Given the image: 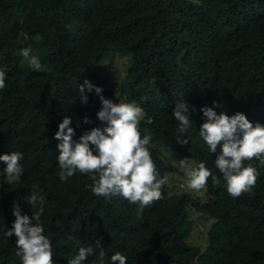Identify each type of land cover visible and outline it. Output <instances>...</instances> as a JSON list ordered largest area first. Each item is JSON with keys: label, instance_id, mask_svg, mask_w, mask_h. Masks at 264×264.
Masks as SVG:
<instances>
[{"label": "trees", "instance_id": "trees-1", "mask_svg": "<svg viewBox=\"0 0 264 264\" xmlns=\"http://www.w3.org/2000/svg\"><path fill=\"white\" fill-rule=\"evenodd\" d=\"M18 39L39 59V70L19 53ZM117 58L127 64L116 95L102 84L100 64ZM0 71V155L23 157L21 180L11 185L0 162V264H21L15 236L3 233L15 220L14 202L31 220L32 191L45 196L40 223L54 264H68L97 239L105 264L116 252L126 264H264V165L244 162L259 176L250 193L234 199L214 165L219 148L210 153L199 136L205 106L217 115L241 112L264 126V0H0ZM85 80L101 87L104 98L144 110L141 138L151 137L152 160L167 182L163 198L142 213L122 196H95L86 174L59 180L54 134L63 117H72L74 142L101 126L99 95L93 90L86 104L80 101ZM180 102L195 111L177 137L172 111ZM167 153L204 162L220 182L209 179L204 198L170 194L168 182L185 185L186 177ZM194 215L209 226L202 247L185 239ZM83 264L99 262L90 255Z\"/></svg>", "mask_w": 264, "mask_h": 264}, {"label": "clouds", "instance_id": "clouds-1", "mask_svg": "<svg viewBox=\"0 0 264 264\" xmlns=\"http://www.w3.org/2000/svg\"><path fill=\"white\" fill-rule=\"evenodd\" d=\"M31 48H24L22 56L28 60L30 67L39 70L41 63L35 56H30ZM5 87V72L0 71V89ZM81 103H87L85 93L102 92L101 87L94 86L88 80L79 86ZM100 110L96 113L101 122L100 127H93L80 136L79 142L72 137L75 130L70 127L71 116H64L58 124L54 138L59 141L56 145L58 155L56 160L59 167V180L66 182L77 172L88 175L92 183L86 185L97 197L110 199L122 196L130 203L137 205L138 213L161 200L162 187L167 178H160L155 163L149 151L151 137L141 138L140 121L145 117L144 110L135 103H113L112 100L99 95ZM215 107H219L213 102ZM190 108L185 102L178 103L172 115L178 121L177 137L185 134L192 125ZM204 122L199 127V136L205 142L210 153H219L214 160L215 168L222 174L226 182V191L232 198H238L250 193L256 186L259 172L251 165L245 167V161L257 160L264 165V126L253 124L246 116L237 112L232 116L221 112L219 115L213 107L200 109ZM152 123L151 117L147 118ZM84 124L90 123L84 117ZM187 143V140L179 141ZM22 153L18 151L0 155L5 181L11 185L19 183L23 174L20 163ZM179 166L186 177L185 184L194 191L204 190L209 179L214 184L220 182L217 176L208 169L204 162L193 163L187 158L179 160ZM27 203L34 209L31 220L27 215H21L18 202L12 206L15 220L10 229L5 228L6 238L15 236V255L21 264H54L51 242L44 235V226L40 223L45 211V196L32 191ZM34 221V223H33ZM95 255L99 264H105L106 253L100 240L94 246L81 247L68 264H83L90 256ZM126 257L119 252L110 257L109 264H126Z\"/></svg>", "mask_w": 264, "mask_h": 264}, {"label": "rangeland", "instance_id": "rangeland-1", "mask_svg": "<svg viewBox=\"0 0 264 264\" xmlns=\"http://www.w3.org/2000/svg\"><path fill=\"white\" fill-rule=\"evenodd\" d=\"M21 43V46L19 47V53H22V50L24 49L25 43L18 39ZM126 59L125 58H117L113 62H110L109 60H103L100 64L101 72H100V79L102 81V84L107 87L111 88L115 94L117 95L119 92V81L123 78L125 74V65H126ZM113 103H117L115 100H112ZM167 156L170 157L171 163L176 167L177 174L181 173L182 176L184 175V171L179 166V160L184 159L179 156H174L173 154L167 153ZM188 160V159H187ZM189 162H193L191 160H188ZM174 179L176 176H171ZM179 181V180H178ZM167 188L169 190L170 194L174 193H180L184 190L187 191V194H189L192 197L198 198L199 196L204 198L201 191H194L187 188L186 184L181 185V181L179 183H175V180H172L171 182H168ZM190 230L188 233V236L185 238L187 243L189 245L195 246V247H202L205 242V235L208 230V224L202 220L198 215H194L191 217L190 221Z\"/></svg>", "mask_w": 264, "mask_h": 264}]
</instances>
